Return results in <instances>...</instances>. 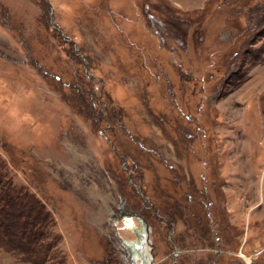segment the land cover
<instances>
[{
  "label": "rangeland",
  "instance_id": "374dc122",
  "mask_svg": "<svg viewBox=\"0 0 264 264\" xmlns=\"http://www.w3.org/2000/svg\"><path fill=\"white\" fill-rule=\"evenodd\" d=\"M144 232L264 264V0H0V264H141Z\"/></svg>",
  "mask_w": 264,
  "mask_h": 264
},
{
  "label": "flooded vegetation",
  "instance_id": "af4514ba",
  "mask_svg": "<svg viewBox=\"0 0 264 264\" xmlns=\"http://www.w3.org/2000/svg\"><path fill=\"white\" fill-rule=\"evenodd\" d=\"M193 217H195V218H198V216L197 215H195V216H193ZM209 217L211 218V215H209ZM198 221H202V219L201 218H199V220ZM171 224V223H170ZM144 226H146V225H144ZM174 226V225H173ZM213 226V225H212ZM144 230H145V227H144ZM146 230H147V226H146ZM212 230L214 231V228L212 227ZM173 233H171L170 234V236L172 237V236H174V233H175V227H173ZM147 232V231H146ZM146 232H144V233H142V235L141 234H139L141 237H140V241H141V245H143L144 243L145 244H147V242H148V236H147V233ZM216 232H218V231H216ZM212 234H215V233H212ZM217 234V233H216ZM217 239H218V244L219 245H222V240L219 238V237H217ZM171 242H172V240H171ZM130 246H124V251L125 252H127V250L129 249V248H134V249H136L135 247L137 246V245H139V243H137V242H135V243H128ZM128 254V253H127ZM223 254H224V251H222V250H220V251H218L217 252V254H216V257H215V261H213V262H211L210 264H217L218 262H220V259H221V257L223 256ZM132 255H135V253H133ZM139 259V258H138ZM141 264H143V263H141ZM237 264H241L240 263V261H238L237 262Z\"/></svg>",
  "mask_w": 264,
  "mask_h": 264
},
{
  "label": "water",
  "instance_id": "95a60500",
  "mask_svg": "<svg viewBox=\"0 0 264 264\" xmlns=\"http://www.w3.org/2000/svg\"><path fill=\"white\" fill-rule=\"evenodd\" d=\"M145 231H146V226H145ZM138 241L139 242H137V243H139V245H137L135 248L136 249H132V248H129L128 250H127V257L128 258H130L133 262H134V255H132L133 253H135V252H137V255L139 256V258H141V260H142V263L143 264H151V261L153 260V257H152V255L151 254H149L148 253V248H147V244H143V245H141L142 243H141V239H140V235L138 234ZM130 246L128 243L127 244H124V246Z\"/></svg>",
  "mask_w": 264,
  "mask_h": 264
},
{
  "label": "trees",
  "instance_id": "16d2710c",
  "mask_svg": "<svg viewBox=\"0 0 264 264\" xmlns=\"http://www.w3.org/2000/svg\"><path fill=\"white\" fill-rule=\"evenodd\" d=\"M11 194H15V193H14V192H11ZM9 199H10V197H9V195H7V196L5 197V200H4V198H3V202L6 201L7 203H9V202H8ZM13 199H14V197H13ZM11 204L13 205V204H15V203L12 202ZM11 204H10V205H9V204L7 205V207H8L9 209H11V208H14V209H15V208L17 207L16 205H15V206H12ZM18 204H19V203H18Z\"/></svg>",
  "mask_w": 264,
  "mask_h": 264
},
{
  "label": "bare ground",
  "instance_id": "6f19581e",
  "mask_svg": "<svg viewBox=\"0 0 264 264\" xmlns=\"http://www.w3.org/2000/svg\"><path fill=\"white\" fill-rule=\"evenodd\" d=\"M126 225H127L128 228H130V227L132 226V223H131L130 221L126 220ZM133 257H134V259H135V258H136V259L139 258V256L137 255V252H135V255H134ZM136 259H135L134 261H136ZM135 264H138V263L135 262Z\"/></svg>",
  "mask_w": 264,
  "mask_h": 264
}]
</instances>
